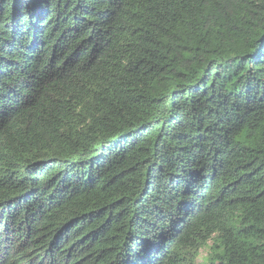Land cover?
<instances>
[{"label":"trees","instance_id":"trees-1","mask_svg":"<svg viewBox=\"0 0 264 264\" xmlns=\"http://www.w3.org/2000/svg\"><path fill=\"white\" fill-rule=\"evenodd\" d=\"M0 264H264V0H0Z\"/></svg>","mask_w":264,"mask_h":264},{"label":"rangeland","instance_id":"rangeland-1","mask_svg":"<svg viewBox=\"0 0 264 264\" xmlns=\"http://www.w3.org/2000/svg\"><path fill=\"white\" fill-rule=\"evenodd\" d=\"M205 255V254H204Z\"/></svg>","mask_w":264,"mask_h":264}]
</instances>
